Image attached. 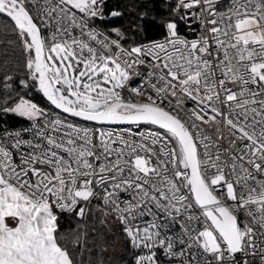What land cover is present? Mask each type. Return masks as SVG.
<instances>
[{
  "label": "snow or ice",
  "instance_id": "1",
  "mask_svg": "<svg viewBox=\"0 0 264 264\" xmlns=\"http://www.w3.org/2000/svg\"><path fill=\"white\" fill-rule=\"evenodd\" d=\"M105 10V0H0L27 56L20 85L67 114L10 91L0 106L29 122L0 132V264H76L59 215L83 220L93 200L139 250L134 264H161L160 253L224 264L245 251L264 264V0H178L173 15L203 33L187 39L171 20L163 41L130 50L120 29L110 39L94 26ZM178 92L201 124L221 118L229 147L170 106Z\"/></svg>",
  "mask_w": 264,
  "mask_h": 264
},
{
  "label": "trees",
  "instance_id": "2",
  "mask_svg": "<svg viewBox=\"0 0 264 264\" xmlns=\"http://www.w3.org/2000/svg\"><path fill=\"white\" fill-rule=\"evenodd\" d=\"M177 2L178 0H105V17L96 19L94 23L114 39L118 37L112 29H120L123 34L120 39L121 45L131 48L141 42L167 35L165 25L171 20L177 22L178 32H183L184 21L172 13ZM112 11H120L122 15L113 17L110 15ZM180 16L183 14L180 13ZM26 59L27 56L22 50V44L14 31L13 23L0 14V106H3L5 96L10 91L12 100H18L20 96H23L25 99L36 102L43 109L54 110L35 87L24 88L20 85V80L27 79ZM6 76L12 77L9 81L12 85L11 90L4 88ZM29 83L31 84V81ZM23 120L10 113L0 112V132L5 128L22 126ZM98 203L99 201H96V204ZM59 219V231L66 236L65 244L73 252L76 264H102L103 258L98 250V243L102 237L100 231L93 228L94 220L88 215L81 220L74 214H60ZM77 237L80 238V243L73 246V241ZM117 237L120 243V254L115 264H134V250L118 221Z\"/></svg>",
  "mask_w": 264,
  "mask_h": 264
},
{
  "label": "built area",
  "instance_id": "3",
  "mask_svg": "<svg viewBox=\"0 0 264 264\" xmlns=\"http://www.w3.org/2000/svg\"><path fill=\"white\" fill-rule=\"evenodd\" d=\"M220 10H223V8H221ZM187 11H189V12H197L199 10L198 9H191V10H187ZM180 12L184 14L185 13V10L181 9ZM190 19H191V24L189 25L188 23H185L184 22V31L181 32V33L180 32H178V33L181 36H183V37H185L187 39H195V38H198L203 33V28H202V25H201V23H200L199 20H196L194 18H190ZM95 27H96V25H95ZM96 28L99 31H102L105 34H107L100 27L97 26ZM44 33L46 35H48V32L47 31H45ZM166 36L167 35L162 36V37L157 38V39H153V40H149V41L140 43L137 46L149 45V44L154 43V42L163 41ZM109 37H110V39H114L111 36H109ZM121 46L123 48H126V49H129L130 50V48H127V47H125L123 45H121ZM116 51L117 50L113 47L112 52L111 53H108V54H115ZM120 59L122 61L125 60V59H127L125 57L124 53H120ZM133 67H134V70H138L141 73H146V71H147V69L144 68L143 66H140L138 68H137V66H133ZM141 79H143V76H141V77H135L134 76L132 83L133 84H137V83H139V81ZM124 95L125 96H128V93L125 92ZM153 95H155V94L153 93ZM169 99L171 100V105L170 106L172 108L179 109L182 116L190 117L192 119V121L194 123L198 124L203 129V131L205 132V134L208 135V136H210L213 140H216V138L217 137H220V136L225 137V139L220 140L219 143H220L221 147H223V148L229 147L228 140L231 139L232 137H231V134H230L227 126L223 124V122H222V120H221L220 117H217V120L220 121L218 123H214L212 121H209L207 124H201L200 121L195 120V117L192 116V109L197 108L196 102L191 101L188 97L183 96L179 92L177 93V96L176 97H169ZM177 100H182L183 103L177 104ZM164 106L165 107H169V104H168V101L167 100H165ZM49 111H52L54 113H60V112L55 111V110H49ZM60 115L62 117L66 116L65 114H62V113H60ZM68 118L69 119H72V120H78V119L72 118V117H68ZM79 123L87 124L89 126L92 125V123L85 122V121H79ZM28 125H29V122L25 119L24 120V124L22 126L17 127V128H11L9 130H16V129L24 128V127H27ZM104 127H106V128H127L129 126H117V127L104 126ZM144 127H150V126H144ZM153 129L154 130H158V129H155V128H153ZM63 214H68V213H63ZM241 216H243V213H241ZM244 222H248L247 218L244 219ZM137 254H139V250H134L133 261H134V258H135V256ZM160 255H161V264H168V260L166 258H163L162 253H160ZM197 259L200 260V264H205V261H204V259L201 256H197ZM209 259L212 261V264H215V256H211V257H209ZM244 259L256 260L257 261V264H258V257L249 256L248 253H247V251L236 254L235 258H233V259H230L229 256H228V254L225 253V256H224V264H239V261L244 260ZM172 264H176V262L173 261Z\"/></svg>",
  "mask_w": 264,
  "mask_h": 264
},
{
  "label": "rangeland",
  "instance_id": "4",
  "mask_svg": "<svg viewBox=\"0 0 264 264\" xmlns=\"http://www.w3.org/2000/svg\"><path fill=\"white\" fill-rule=\"evenodd\" d=\"M12 115L20 119H26L15 114ZM96 205V200H93L88 217L90 216L94 220L93 228L101 233L102 238L98 243V250L103 258L102 264H115L116 258L120 254V243L117 237V221L113 217H109L106 222L102 223L101 221L104 219L103 214L96 211Z\"/></svg>",
  "mask_w": 264,
  "mask_h": 264
},
{
  "label": "water",
  "instance_id": "5",
  "mask_svg": "<svg viewBox=\"0 0 264 264\" xmlns=\"http://www.w3.org/2000/svg\"><path fill=\"white\" fill-rule=\"evenodd\" d=\"M3 15V14H2ZM42 94V93H41ZM43 96V95H42ZM44 99H45V101L55 110V111H58V112H60V110H58V109H55L54 108V106H52L51 104H50V102H48L47 101V99L45 98V97H43ZM60 113H62V112H60ZM62 114H64V113H62ZM65 115H67V114H65ZM76 119H78V118H76ZM89 123H93V122H89ZM105 126H110V127H117V126H128V125H105ZM153 127H155V126H153Z\"/></svg>",
  "mask_w": 264,
  "mask_h": 264
},
{
  "label": "bare ground",
  "instance_id": "6",
  "mask_svg": "<svg viewBox=\"0 0 264 264\" xmlns=\"http://www.w3.org/2000/svg\"><path fill=\"white\" fill-rule=\"evenodd\" d=\"M180 13H181V12H180ZM182 14H183V13H182ZM183 15H184V14H183ZM93 23H94V22H93ZM94 24L96 25V27L98 26V24H96V23H94ZM95 25H94V26H95ZM98 27H99V26H98ZM107 34H108V33H107ZM44 35L47 36L45 33H44ZM108 35H109V34H108ZM109 36H110V35H109ZM164 36H165V35H164ZM159 38H160V37H159ZM156 39H157V38H156ZM148 41H149V40H148ZM144 42H146V41H144ZM141 43H143V42H141ZM139 44H140V43H139ZM23 122H24V120H23Z\"/></svg>",
  "mask_w": 264,
  "mask_h": 264
}]
</instances>
